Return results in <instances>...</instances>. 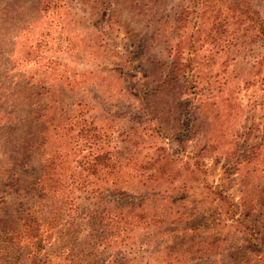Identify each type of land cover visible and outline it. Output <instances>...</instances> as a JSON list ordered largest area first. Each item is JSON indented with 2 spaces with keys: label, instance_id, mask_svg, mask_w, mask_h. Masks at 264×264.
Listing matches in <instances>:
<instances>
[{
  "label": "rangeland",
  "instance_id": "obj_1",
  "mask_svg": "<svg viewBox=\"0 0 264 264\" xmlns=\"http://www.w3.org/2000/svg\"><path fill=\"white\" fill-rule=\"evenodd\" d=\"M0 264H264V0H0Z\"/></svg>",
  "mask_w": 264,
  "mask_h": 264
},
{
  "label": "trees",
  "instance_id": "obj_2",
  "mask_svg": "<svg viewBox=\"0 0 264 264\" xmlns=\"http://www.w3.org/2000/svg\"><path fill=\"white\" fill-rule=\"evenodd\" d=\"M186 11H187V9L185 10V12ZM186 13H184V16H182V18L185 17ZM179 45H180V43L177 44V47L175 50L176 52L172 56V63H171L170 68H171V71L174 75H183V77L187 81V78L185 77V75H187V72H188L187 69L190 67V65L182 62V60H181L182 49ZM52 168H53V163L48 162L46 165H44L43 174L40 177V179L38 180V184L36 183L32 186V187H37L39 193H43L44 195L48 194V192L45 189H47L46 183H49ZM40 186H42L41 189H40ZM49 189H51V188H49ZM23 225L26 227V229H30V228L34 227L33 224H28V223H25Z\"/></svg>",
  "mask_w": 264,
  "mask_h": 264
}]
</instances>
